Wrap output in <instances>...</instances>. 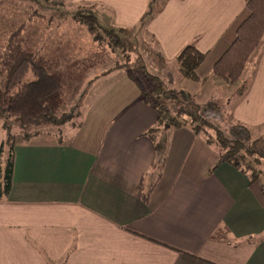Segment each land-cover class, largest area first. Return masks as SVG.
Masks as SVG:
<instances>
[{
  "label": "crops",
  "instance_id": "crops-1",
  "mask_svg": "<svg viewBox=\"0 0 264 264\" xmlns=\"http://www.w3.org/2000/svg\"><path fill=\"white\" fill-rule=\"evenodd\" d=\"M246 1L162 0L149 15L151 0H65L63 8L84 7L110 28L141 30L167 88L213 103L252 132L264 124V45L246 64L243 96L211 76ZM73 12L59 20L77 32ZM188 45L206 54L200 83L177 72ZM106 65L88 79L92 92L66 139L42 133L15 144L11 188L0 199V264H264L263 191L217 165L216 151L189 129L169 132L159 178L141 199L155 161L145 134L157 115L128 70ZM3 139L0 129V147Z\"/></svg>",
  "mask_w": 264,
  "mask_h": 264
},
{
  "label": "trees",
  "instance_id": "trees-1",
  "mask_svg": "<svg viewBox=\"0 0 264 264\" xmlns=\"http://www.w3.org/2000/svg\"><path fill=\"white\" fill-rule=\"evenodd\" d=\"M50 1L51 5L47 9L56 12L58 8H63L65 2ZM83 12H79L78 16L73 15V18H77V23L98 41L101 38L98 31L103 28L90 10ZM23 29H17L8 37L0 53V129L4 135L0 147V199L8 196L12 182L16 134L11 127L14 125L17 129L25 130L40 122L56 125L63 97L61 75L48 59L40 56L39 49L29 48L30 42L22 35ZM103 33L112 47L128 48L122 40L125 31L110 28ZM263 40L264 0H247L245 16L235 26L233 39L225 53L213 65L211 76L234 87L237 97L243 96L245 87L240 85L241 77L251 54ZM205 57L206 54L200 53L194 46H186L176 57L180 77L200 83L196 71ZM124 68L127 70L123 65L114 67ZM143 69L144 66L140 65L135 71L145 75L149 84L147 89L132 78V70L128 73L129 78L139 86L140 100L157 115L155 126L145 134L153 144L155 161L146 174L148 180H144V177L141 180V199L147 200L159 178L158 172L164 163L169 132L182 128L189 129L194 136L201 138L216 151L217 165L228 164L239 170L247 176L250 183L258 185L264 194V124L259 128L263 135L253 139L248 128L229 122L223 109L220 112L211 102L198 104L192 93L183 89H169L163 81L147 75ZM29 75L34 81L26 82ZM35 136L24 134L20 141L26 142ZM152 178L155 181L152 182Z\"/></svg>",
  "mask_w": 264,
  "mask_h": 264
},
{
  "label": "rangeland",
  "instance_id": "rangeland-1",
  "mask_svg": "<svg viewBox=\"0 0 264 264\" xmlns=\"http://www.w3.org/2000/svg\"><path fill=\"white\" fill-rule=\"evenodd\" d=\"M161 1L151 0L147 13L151 14V12L157 10ZM49 5H51L50 0L46 2L45 0H0V53L8 37L17 29L24 28L22 35L27 42H30L29 48H32L31 50L37 48L38 50L41 47L43 52H48V60L52 62V65H55L56 70H59L58 72L63 81L62 104L57 114L56 125L50 126L45 122H40L27 127L25 130L17 129L13 125L11 129L16 134V143L21 142L20 140L24 134L47 133L56 135L62 140L66 139V133L71 132L79 119L84 100L92 92L91 80H94L93 77L99 72L98 70H103L107 66L106 62L108 67L112 69L118 65H123L129 72L132 70V78L146 89L149 87L148 80H146L145 75L135 71L137 66L143 65L147 75L166 80V74H162L161 70L163 69L158 68L160 63L153 56L154 54H152L151 47L146 39L147 36L141 30L138 33L135 32V34L125 32V37L121 36L128 48L112 47V43L108 42L103 33L104 30H109L110 27L99 21L98 24L103 29L98 31L101 38L96 41L94 36L90 35L84 27L77 26L78 29L75 32L70 26L60 22L59 19L63 18L62 16L68 13L65 16L67 18V16H71L70 13L73 11L58 8L56 12L47 9L50 7ZM87 10L84 7H79L78 10L73 12V15L78 16L79 12L84 11L83 13H86ZM58 23H60L59 26L56 25ZM263 43L264 40L251 54L248 62L262 48ZM243 77H241L242 82L240 85L245 87L243 82L245 78ZM88 79H91L90 82ZM32 81L34 79L29 75L26 82ZM230 87L234 89V87ZM219 105L221 106V104ZM218 109L221 108L218 107ZM223 113H225L224 109ZM262 133L259 129L252 130V138H259L263 135Z\"/></svg>",
  "mask_w": 264,
  "mask_h": 264
}]
</instances>
